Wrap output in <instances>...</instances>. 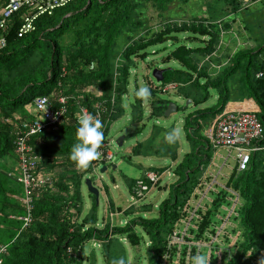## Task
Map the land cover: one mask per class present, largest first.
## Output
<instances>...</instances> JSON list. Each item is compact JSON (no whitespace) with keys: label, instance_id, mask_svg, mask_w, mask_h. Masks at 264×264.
<instances>
[{"label":"trees","instance_id":"16d2710c","mask_svg":"<svg viewBox=\"0 0 264 264\" xmlns=\"http://www.w3.org/2000/svg\"><path fill=\"white\" fill-rule=\"evenodd\" d=\"M142 1L150 0H74L57 9L52 16L40 17L36 22V31L29 35L19 38L17 27L8 31L7 47L0 52V161L4 157L14 160L13 143L17 120L35 116L27 109L32 106L35 97L48 96L55 107H58L59 97H67V112L62 123L45 136L32 140L34 152L43 157L42 166L46 170L50 171L49 168L58 163H65L67 167H64L66 170L57 191L54 194H43L34 201L33 222L21 233L22 223L18 218L25 215V205L9 196L16 194L22 202L23 186L16 181L11 190L9 180L0 176V226L3 223L7 226L0 229V244L9 245L3 264H83L85 246L91 240L99 243L104 250L105 264H113L121 258L124 264H129L123 241L133 248L143 245L146 264H160L167 253V237L180 217L178 207L189 199L211 161L212 149L207 138L200 136L202 128L215 119L228 102L239 101L235 98L241 97L256 104L259 109L258 118L264 128V76L256 78L257 73L264 70V59L260 58V51H239L233 54L232 64L219 76L212 78L208 74L209 70L200 67L199 62L210 57L219 44L218 25L205 18L197 20L192 17L190 24L173 23L171 27L168 23L157 33H147L150 30L142 33L138 10ZM155 1L159 8L164 9L165 3L176 0ZM181 1L187 3L189 0ZM223 1L234 12L242 6L239 0ZM186 33H190V38L197 39L200 45L190 47L175 36ZM168 41L179 45L164 62L174 61L180 69L170 68L164 72L160 92L166 93L162 88L175 83L176 88L173 90H176L178 97L190 100L197 107L209 99V90L215 89L217 104L196 110L185 117L183 130L189 151L182 156L176 151L177 145L171 147L165 141L164 132L157 129L155 133L154 130L150 133L146 142L132 149L134 156L153 155L157 159L167 160L168 163L150 167L148 171L160 174L172 170L173 179H176L170 188L169 197L158 207L157 217L144 219L141 215L149 213L152 206L143 204L125 211L127 218L132 216L125 226L111 227L110 222L105 220L106 224L100 227L98 204L91 194L90 211L83 215L84 204L80 192L82 175H79L80 168L69 158L73 145L78 142V125L75 123L78 107L90 108L96 101L110 99L115 93L117 107L112 121L123 117L127 108L123 101L130 95L131 71L137 63H144L148 59V48ZM39 44L43 46L39 47ZM118 58L121 61L116 69ZM91 63L95 65L93 69H89ZM149 68L147 66L145 69L149 72ZM62 70L66 72L64 76H61ZM115 70L118 74L116 77ZM237 72L241 74V85L239 96L233 98L228 84ZM145 79L151 89L149 118L165 117L167 101L157 99L158 89L149 81L148 76ZM89 88L100 92L99 95L88 93ZM136 90L134 88L133 102L129 107L132 122L141 123L145 114L144 104L143 99L135 95ZM159 144L164 147H157ZM259 145L264 147V136ZM134 182L131 181L129 187ZM226 186L240 196L242 207L239 215L243 229V241L226 264H251L253 259L264 254V150L252 155L246 171L238 176L235 171L232 172ZM224 196L229 195L225 192ZM224 202V199L215 200L214 211L211 209L207 212L200 232L209 224L219 203ZM114 204L110 201L111 210H122ZM137 227L142 229L148 242L136 232ZM7 230L10 233L5 234ZM68 248H71L72 254L67 253ZM86 263L97 264L94 255Z\"/></svg>","mask_w":264,"mask_h":264},{"label":"built area","instance_id":"2783aa9c","mask_svg":"<svg viewBox=\"0 0 264 264\" xmlns=\"http://www.w3.org/2000/svg\"><path fill=\"white\" fill-rule=\"evenodd\" d=\"M72 1L74 0H0V52L7 47L6 35L10 28H18L19 38L29 35L36 31V22L40 17H50L57 9L63 8ZM239 1L244 3V0ZM119 61L120 58L116 62V69L120 66ZM94 66V63H91L89 69H93ZM65 73V70H62L61 76ZM116 76L118 74L115 70ZM263 76L264 70L257 73L256 78ZM175 88L176 84L170 83L164 86L162 91L167 92ZM67 99V97H59L58 107H55L50 97H35L32 102L35 116L31 119H19L15 126L13 153L18 169L17 181L24 189L22 203L26 210L25 215L18 218L22 223L19 233L28 229L33 222L32 205L34 201L43 194H54L60 183L59 178L62 179L64 175V172L59 176L54 175L42 166L44 159L34 152L32 140L41 135L45 136L62 123L67 112ZM244 101L246 105L241 107L242 109L233 108L228 105V102L206 132L211 149H223L228 152V156L224 158V164L218 167L216 175L209 170L211 166H214L210 161L198 185L190 193L189 199L178 207L180 217L172 233L167 237V253L160 264H178L180 261L184 264H193V249H195V256L205 252L210 258V264H226L231 261L236 248L243 241V229L239 215L242 202L238 193L227 188L226 183L231 174L228 177L222 175V168L228 165V158L231 157L236 163L232 172L235 171L238 176L247 170L252 155L264 150V147L259 145L264 136V128L258 118L259 109L252 100L240 102L244 103ZM116 107L115 93L110 99L96 101L90 108L81 105L78 107V116L75 120L78 126L81 115H92L102 121L105 133L99 149L100 158L92 162L89 168L79 169L82 180L90 171L94 172L100 164L107 165L113 159V154L110 152L109 130ZM233 152L234 156H232ZM165 173H171L173 177L172 170H166L160 174L148 171L144 177L135 180L129 187V207L122 208L121 211H113L109 202L107 222H110V226H125L128 223L125 211L130 207H139L137 204L146 198L152 187L161 182ZM218 177L225 178V182L220 183ZM225 192L228 193V197L224 196ZM216 199H224L225 202L219 203L209 224L200 232L207 212L211 209L214 211L213 204ZM104 224L106 223L104 222L101 227ZM91 242L99 244L95 240ZM8 246V244H0V264H3V257L8 253ZM67 253L72 254L71 248L67 249ZM251 264H264V254L253 259Z\"/></svg>","mask_w":264,"mask_h":264},{"label":"rangeland","instance_id":"374dc122","mask_svg":"<svg viewBox=\"0 0 264 264\" xmlns=\"http://www.w3.org/2000/svg\"><path fill=\"white\" fill-rule=\"evenodd\" d=\"M157 4L158 2L155 0L154 2L150 0L142 1V4L139 5V20L142 22V33L149 30L150 31L147 32L149 34H152L153 32L157 33L158 31L163 30L168 23L171 27L173 26V23L178 25H181L184 22L190 23L192 17H195L197 20L205 18L218 25L216 27L219 29L218 31H220L219 44L216 46L215 51L210 57H206L199 62L200 67H206L207 71L209 70L208 74L210 77L215 78L219 76L224 69L232 64L233 54L239 51H260V58L264 59V0H244L241 8L236 12L233 10L231 11V7H229L223 0H189L187 3H183L181 0H176L171 3H165L164 9L159 8ZM226 25H228V27ZM138 32L137 33L140 35L141 32ZM189 35L190 33L175 34L177 38L181 39L182 43L188 44L190 47L194 48L200 45L197 39L194 40L193 38H190ZM122 44L123 43L119 44V47H121ZM178 45L179 43L173 45L171 41H168L162 45L148 48V59L144 63H137L135 69L131 71L129 80L130 95L124 98L123 101L124 105L127 107L125 115L113 122L109 130V138L111 141L110 152L113 154V159L107 165L100 164L94 172L90 171L86 174L80 184V192L84 204L83 215H86V213L90 211L92 203V197L85 185V179H91L92 184L99 191L97 210L100 227L105 220H107V208L110 201L115 203L114 205L117 208L130 206L129 183L131 181L144 177L150 167H160L163 163H168L167 160L157 159V157L153 155L134 156L132 154V149L137 144L146 142L150 133L153 130L154 133L156 132L155 129L163 131L165 135L168 131L175 129L177 130L178 138L176 142L170 146L173 147L177 145L176 151L178 150L179 155L182 156L189 151V143L185 138V132L183 130L185 117L196 110L211 108L217 104V91L215 89H210L209 99L197 107L192 103L187 107L186 100L183 97H178L176 90L170 89L166 93L160 92L162 82L158 83L152 77V70L154 68L180 69L179 64L174 61L168 63L164 62L165 58L168 57L170 52L175 50ZM38 46L40 47L43 45L39 44ZM156 51H158L156 54H152V52ZM117 52H119V48L117 49ZM147 66L150 67L149 72L145 69ZM145 76H148L149 81L152 82L156 89H158L156 98L167 101V103H175L178 107V111L170 115L168 118H149L151 110L149 105L150 100L149 98L143 99L145 112L143 122L133 123L131 120L129 105L133 102L132 94L134 93V88L138 89L147 86V78L145 79ZM240 77L241 74L237 72L231 77L228 84L233 98L239 96V87L241 85ZM88 93L98 96L100 92L95 91L93 88H89ZM245 98L246 97L235 98V100H246ZM27 109L33 113L35 111L32 106ZM213 121L214 119L206 123L204 128H202L203 130L200 136L206 137V132L212 125ZM121 136H124L125 140L122 146H118L116 141ZM155 138L160 139L157 136H155ZM157 147L163 148L164 145ZM227 156L228 152L223 149L211 150L210 160L214 166H211L209 170L212 174L216 175L218 173V167L224 164V158ZM232 156H234V152L232 153ZM59 160L61 159L59 158ZM0 163V176L9 180V187L12 190V184H16L17 181L18 169L16 167V160L4 157ZM227 164L228 165L223 166L222 168V175L226 177L230 176L236 163L233 158L229 157ZM104 166H106V171L101 173V169ZM113 166H116V169H113ZM64 167H67L65 163H58V165H54L49 169L52 174L59 176L66 170ZM61 180L62 179L59 178V181ZM218 180L220 183L225 182V178L222 177H218ZM175 182L176 179H173L171 173H165L161 178L160 184L152 187L146 198L137 204V206H141L148 203L152 206L149 213L141 215L144 219L152 220L157 217L158 207L161 202L169 197L170 188ZM9 192L12 193L11 191ZM9 197L17 202L19 201L20 204L22 203L21 198L16 194ZM131 217L132 216L128 218L130 219ZM118 220H120V217H118ZM2 227L7 228L5 223L0 226V229H2ZM2 231L4 232V230ZM8 232L10 233V231L7 230V233L5 234H8ZM136 232L144 237L145 242H148L141 228L137 227ZM123 243L126 259L129 264H146L144 254L145 247L143 245L141 247L133 248L127 242L123 241ZM202 254H205V252H202ZM91 255H94L97 264H105L104 250H102L99 244H93L92 242L86 244L83 264H87L86 262ZM181 263L182 261L178 264Z\"/></svg>","mask_w":264,"mask_h":264},{"label":"clouds","instance_id":"9594fccd","mask_svg":"<svg viewBox=\"0 0 264 264\" xmlns=\"http://www.w3.org/2000/svg\"><path fill=\"white\" fill-rule=\"evenodd\" d=\"M135 95L141 99L150 98L151 89L148 86L140 87L135 91ZM78 124L76 130L78 142L73 145L69 158L77 167L87 169L101 156L99 149L104 140V125L100 119L92 115H81ZM177 138L175 129L168 131L165 135V141L169 144L175 143ZM113 264H124L123 258L115 260ZM193 264H210V258L206 254H197Z\"/></svg>","mask_w":264,"mask_h":264},{"label":"water","instance_id":"95a60500","mask_svg":"<svg viewBox=\"0 0 264 264\" xmlns=\"http://www.w3.org/2000/svg\"><path fill=\"white\" fill-rule=\"evenodd\" d=\"M166 70H170V68L168 69H158V68H154L152 70V77L158 82L161 83L163 81V74ZM191 104L190 100L186 101V106L188 107ZM166 109L164 111V116L165 118H168L170 115H172L173 113L178 111V107L175 103L173 102H168L166 104ZM125 140L124 136H121L117 139L116 143L118 146H122L123 142ZM113 169H116V166H113ZM106 171V166L102 167L101 169V173ZM85 185L87 187V190L89 192V194L93 195L95 197L96 202L98 203V198H99V191L98 189L92 184L91 179H86L85 180Z\"/></svg>","mask_w":264,"mask_h":264},{"label":"crops","instance_id":"0c3cea01","mask_svg":"<svg viewBox=\"0 0 264 264\" xmlns=\"http://www.w3.org/2000/svg\"><path fill=\"white\" fill-rule=\"evenodd\" d=\"M245 102L246 101H244V103L243 102H240V100H239V102L238 101H231V102L228 103V105L231 106V107H233V108L242 109L241 107H245V105H246Z\"/></svg>","mask_w":264,"mask_h":264},{"label":"bare ground","instance_id":"6f19581e","mask_svg":"<svg viewBox=\"0 0 264 264\" xmlns=\"http://www.w3.org/2000/svg\"><path fill=\"white\" fill-rule=\"evenodd\" d=\"M262 49V48H261ZM67 118V117H66ZM241 179V178H240ZM235 188V187H234ZM148 204V203H147ZM91 244V243H90Z\"/></svg>","mask_w":264,"mask_h":264}]
</instances>
